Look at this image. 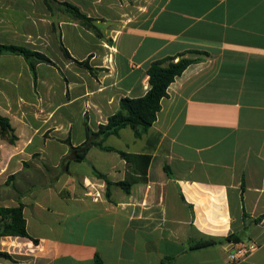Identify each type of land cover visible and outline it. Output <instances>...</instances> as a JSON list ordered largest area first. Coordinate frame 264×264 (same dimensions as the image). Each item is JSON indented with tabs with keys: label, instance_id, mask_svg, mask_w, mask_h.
Masks as SVG:
<instances>
[{
	"label": "crops",
	"instance_id": "1",
	"mask_svg": "<svg viewBox=\"0 0 264 264\" xmlns=\"http://www.w3.org/2000/svg\"><path fill=\"white\" fill-rule=\"evenodd\" d=\"M0 45L50 60L0 54L17 137H0V208L22 204L30 236L1 237L0 264H264V0H0ZM181 55L196 61L148 131L104 141L150 155L146 175L98 147L77 162L88 130L147 94L151 63Z\"/></svg>",
	"mask_w": 264,
	"mask_h": 264
},
{
	"label": "trees",
	"instance_id": "2",
	"mask_svg": "<svg viewBox=\"0 0 264 264\" xmlns=\"http://www.w3.org/2000/svg\"><path fill=\"white\" fill-rule=\"evenodd\" d=\"M66 10L76 20L81 21L88 27H91L92 20L87 18L76 7L65 3ZM64 54L71 58L69 52L63 47ZM10 53L23 56L31 65L34 70L35 64L38 62H50V60L43 54L30 51L23 47L13 45H0V54ZM176 59H178L176 61ZM196 60L184 58L183 55L178 57H168L165 59L157 60L151 63L148 69L150 89L143 97L138 98H122L120 101V108L117 113L112 115L105 125H101L97 132L88 130L87 142L78 148H74L75 160L82 162L91 147H98L104 151H116L126 160L127 164L136 167L139 164H144L142 171L143 177L146 175L147 167L151 161L150 155H137L129 154L123 151H118L113 147L105 146L104 141L110 136H118L120 131L124 128L130 127L137 139L141 138L148 129L157 120L158 113L161 110V102L168 96V88L175 81L177 77ZM79 63V62H78ZM80 65L87 66V63H79ZM89 67V66H87ZM0 137L15 143L17 137L12 128L9 120L0 116ZM168 169V168H166ZM103 178L101 174H97ZM142 179V178H141ZM136 179H127L124 182H119L115 185L121 187L126 193H129L131 187ZM108 186L112 185L107 182ZM109 195V192H107ZM3 236H30L27 233L26 220L23 215V205L19 204L16 207L0 208V238ZM234 236L228 237L233 239ZM35 243L38 240L32 239ZM220 243L216 239H206L201 242L195 243L192 249H203L217 245ZM0 257L11 259L7 253L0 252ZM95 264H101V260L97 258Z\"/></svg>",
	"mask_w": 264,
	"mask_h": 264
},
{
	"label": "built area",
	"instance_id": "3",
	"mask_svg": "<svg viewBox=\"0 0 264 264\" xmlns=\"http://www.w3.org/2000/svg\"><path fill=\"white\" fill-rule=\"evenodd\" d=\"M255 249L253 245H241L235 248L229 256L230 263H237L248 257V255Z\"/></svg>",
	"mask_w": 264,
	"mask_h": 264
}]
</instances>
